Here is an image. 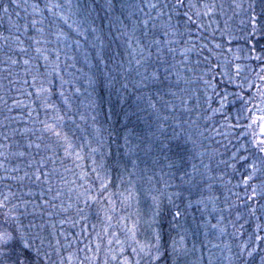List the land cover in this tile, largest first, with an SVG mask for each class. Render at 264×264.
I'll return each instance as SVG.
<instances>
[{
	"label": "snow or ice",
	"instance_id": "1",
	"mask_svg": "<svg viewBox=\"0 0 264 264\" xmlns=\"http://www.w3.org/2000/svg\"><path fill=\"white\" fill-rule=\"evenodd\" d=\"M10 7L23 10L25 15L22 23L19 19L20 12H15L18 19L14 20ZM29 8L31 13L28 12ZM117 8L119 14H116ZM132 9L143 13L144 18L133 20L135 12ZM93 10L91 5H84L79 0L75 4L72 0H64L63 3L60 0H33L31 4L28 0H23V3L20 0H0V15L7 16L10 28L15 29L17 33L2 36L0 39L5 42L12 39L20 54L26 55L29 50L21 35L27 37L33 45L50 44L48 35H54L58 42H66L70 39V33L75 34L72 43L77 48L81 44L79 37L89 43L94 52L95 70L87 77L88 87L84 92L88 100L86 107L97 113L90 117L91 131L81 128V125L76 123L77 115L81 122H86L88 117L78 109L73 111L69 96L62 90L60 96L63 97L67 108L64 114L44 97V119H40L39 112L34 118L32 111L27 113L33 126H29V121H25L23 128L10 127L13 118L4 117V120L10 123L2 125L6 131L0 135L4 141L18 137L14 140L17 150L10 154L21 158L29 157L26 167L31 171H25L23 176H0V180L22 184L25 179H34L35 182L48 185L46 191L54 194L51 201L43 199L45 192L42 190V204H38L19 195L11 184L6 183V190H0V264H205L203 253L194 261L187 259L197 252V248L195 242L191 248L188 247L187 229L180 223L184 213L177 203L187 199L186 208H191L193 202L188 197L194 190H200L204 178L214 179L211 175L214 171L211 163L205 164L202 157L207 153L209 161H212L216 151L208 152L206 148L203 152L198 151L203 148L200 138L204 137V132L195 121L178 117L177 105L173 102L179 100L184 113H193L201 99L199 90L193 88L197 82L204 85L205 102L210 105L212 101V97L207 95L208 89H211L218 99L219 107L211 109L213 115L225 116L227 120L229 117L225 109L230 105H239L235 107L236 122L228 125L230 131L217 132V135L235 139V143L232 139L228 140L233 148L228 159H221L218 164L225 165L232 170L233 175L239 176L233 188L240 189L243 197L240 191L228 189L230 195L235 197V201L228 205V210L238 208L236 201H241L243 205L242 211L239 208L237 210L236 221L243 220L244 223L236 228V233L239 236L245 235L242 230L245 224L249 223V218L254 219L255 223L247 234V239L236 245L235 252L230 244L224 245L229 252L228 264H264V0H144L143 5L130 3L128 0H118V3L117 0H104L102 10L110 16L109 29L116 30L117 38H125L124 53L112 52L110 42L105 44L102 35H93V39L89 40L87 30L82 29L77 20L71 19L73 15H81L87 19ZM153 12L155 16L151 14ZM205 17L210 20L215 18L212 22L216 27L210 32L202 22ZM125 19L130 23L126 24ZM173 19H176L175 24L172 23ZM221 19L223 27L219 23ZM237 19L239 23L234 24ZM158 21L163 23L158 25ZM61 24L69 31L66 32ZM140 28H143L142 38L135 35ZM193 28L198 35L193 34ZM208 28H211V25H208ZM102 31L97 27L91 28L92 34ZM217 32L220 34L219 41ZM234 44L235 48L232 47ZM47 51V48H35L37 59L42 56L46 62L44 70L51 75V72H48L49 55L44 54ZM177 52L181 57L179 61H176ZM193 53L197 57L196 66L204 64L197 81L188 75L193 70L187 67L192 63ZM50 54H54L59 61L60 54L56 48H53ZM5 55L9 75L4 79H8L9 84L15 83L9 78L12 75L11 67L21 63L25 66V74L31 75L33 86L38 77L43 75L39 64L32 65L31 57L21 61L7 53ZM83 55L87 62L89 52L85 51ZM178 65L185 66L186 71H181ZM58 67V64L54 65L52 71L60 77L61 87L63 88L64 84L72 85V80H65L56 71ZM67 67L75 69V64ZM76 71L80 72L82 69ZM133 71L139 79L130 81L129 77ZM69 75L73 73L69 72ZM217 75L221 78L219 81ZM173 76L175 79H170ZM129 82H132L140 93L129 106H134L136 111L125 112L123 131L111 125L105 128L97 119L99 110L105 103L111 106L113 97L119 104H125L128 100L126 93L129 91ZM23 83L27 85L29 82L25 79ZM144 89L149 91L145 93L142 91ZM42 92H50V88L41 87L37 90V95ZM74 92L80 94L81 88L75 87ZM27 95L31 96L32 93L28 92ZM229 97L234 99L229 101ZM257 99L259 104L254 103ZM144 100L151 109L147 118L139 115L145 111L140 107V102ZM193 102L194 106H190ZM0 103L9 113L13 111V107L21 106V102L15 99L13 105H9L8 100L2 96ZM253 108L258 109L261 114H253ZM48 109L54 114L49 115ZM245 112L249 114L247 117H244ZM132 115L143 120L148 129L145 135L136 136V143L131 141L133 132L127 128V122ZM242 118L251 122L241 123ZM66 119L72 121L77 131L87 132V135L76 136V131L65 124ZM169 120L174 122L168 125L171 128L170 135L165 131V124ZM257 121L259 136L253 130V124ZM35 125L39 127H34ZM113 144L116 146L115 152L112 150ZM11 147L12 145L0 143V149ZM33 149L39 159L33 155ZM97 153L100 154L99 160L96 158ZM141 154L146 158L145 163L147 159L152 161L153 167L160 164V158L163 156L169 172L160 167L158 174L152 172V175H147L151 169L145 168L143 173L138 175ZM0 156H4L5 160L8 158L4 152H0ZM197 157L201 158V167L191 162ZM89 159L90 166L84 163ZM66 160L71 161V168L65 165ZM58 161L63 166L64 173H71L76 179L68 180L61 174L56 167ZM49 163L53 165L51 169H48ZM0 168L6 173L20 172L18 166L10 170L5 168L3 162H0ZM53 176H59L63 188L57 186L54 191ZM219 179L223 180V176ZM141 180L149 185L144 189V194L151 200L150 214L146 220L139 208L138 185ZM172 180H179V183L173 184ZM227 183L230 184L231 180ZM65 189L70 203L65 206L61 200L60 211L68 212L75 208L76 214L83 221L88 219L86 210L96 208L97 216L103 213L100 230L95 231L96 225H92L94 236H84L87 231L85 228L71 237L63 231L58 232L56 224L51 222L53 213H45L42 210L48 207L56 208L57 205L52 201L65 195ZM169 189L175 191L170 192ZM207 189L211 192L213 185L208 183ZM185 193H188V197H185ZM117 194L118 201L114 199ZM27 195H32L30 190ZM205 199L214 204L219 198L202 196L195 203L205 204ZM225 200L227 203V198ZM134 204L135 213L129 211ZM45 215L48 219H45ZM220 219L223 220L224 217ZM65 222L67 221H60L61 225ZM231 223L235 227V222ZM141 224L146 229L144 239L139 238ZM212 227L217 228L218 225ZM173 231L176 232L175 236L172 235ZM219 232L223 235L226 229L221 227ZM81 236H84V239H81ZM205 246L201 244V248ZM211 247L219 248L220 245L212 244ZM207 264H214L211 250L207 256Z\"/></svg>",
	"mask_w": 264,
	"mask_h": 264
},
{
	"label": "trees",
	"instance_id": "2",
	"mask_svg": "<svg viewBox=\"0 0 264 264\" xmlns=\"http://www.w3.org/2000/svg\"><path fill=\"white\" fill-rule=\"evenodd\" d=\"M20 2L23 3V0H20ZM32 2L33 0H28L29 4H31ZM53 2H56V0H53ZM60 2L63 3L64 0H60ZM72 2L73 4H75L77 3V0H72ZM79 2L84 5H91L94 9L92 11V15L88 17L87 19H84L83 16L81 15H73L71 18L72 20H77L80 23L82 29L87 30L86 34L88 35V39L92 40L93 35H102V38L105 44H109L110 42L112 52L124 53V50L126 47L124 43L125 38L124 37L117 38L118 34L116 30L109 29L108 21L110 19V16L106 15L105 12L102 10L104 0H79ZM128 2L135 3V4H141V5L144 4V0H128ZM117 3H118V0H117ZM16 11L20 12L21 16L19 19H20V22L22 23L23 22L22 18L25 15L23 10L10 7V12L12 13L14 20L18 19L15 16ZM31 11H32L31 8H29L28 12L31 13ZM132 11L135 12V16L132 17L133 20H139V19L144 18L143 13L138 12L135 9H132ZM145 11H147L146 8H145ZM116 14H119V8H117ZM151 14L155 16L154 12ZM126 15H127V10H125V16ZM69 22L71 23V20ZM202 22L206 26L208 32H210L211 28H208L207 19L204 18ZM125 23L129 24L130 22L127 19H125ZM157 23L159 25V24H162L163 21H158ZM172 23L175 24L176 19H173ZM61 27H63L66 32L69 31L67 27L64 26L63 24H61ZM92 27H97L98 29H102L103 31L102 33L98 32L96 34H92L91 33ZM149 27H151V22L149 24ZM142 32H143V28H140L136 32L135 35L137 37L142 38ZM192 32L194 35H198L195 28L192 29ZM16 34L17 33H15V29L10 28L7 16L0 15V37L11 36V35H16ZM73 38H75V34L70 33V39L68 41L65 42L61 40L58 42L54 35H48L47 39L51 41L50 44L45 45L42 43L41 45H33L31 44V41L27 39V37L21 35V39L25 40V46H29V50L26 55L19 53L18 46L13 42L12 39H9L7 42H5L3 39H0V96L4 97V99H7L9 105H13L14 99L19 100L21 102V106L13 107V111L10 113L7 111L4 105L0 103V133L6 131V129H4L2 125L6 123H10L9 121L4 120L5 116H10L13 118V122L10 123V127H16V128H23L25 126L24 124L25 121H29V126H33L31 125L30 118L27 115L28 111H32L33 118L36 116V113L39 112L40 119H44L45 111H46L42 104V100L44 97H47L48 103L55 105V107L60 110V113L64 114V112L67 111V108H66V105L64 104L63 97L60 96V92L62 90L65 92V95L69 96L70 102L72 103V106H73V111H76L78 109L79 112L84 113L88 117L86 122H81L77 115L76 123H79L81 125V128H87L89 131H91L92 121L90 117L92 115H96L97 113L92 112L88 107H86L88 100L86 99L87 94L84 92V89L88 87L86 83L87 77L95 70V60L93 58L94 52L91 50L89 43L85 41L83 37H79L81 41L79 48H77L72 43ZM185 39H187V37H185ZM37 46L41 47L42 49L44 48L48 49V51L45 52L44 54L49 55L48 72H51V75H48L47 72H45L44 70L43 66L45 65L46 62L43 60L42 56L39 59H37L38 54L35 52V48ZM53 48H56L59 51V54H60L59 61L56 60V57L54 54H50ZM85 51L89 52L87 62L85 61V58L83 55ZM6 53L8 55H11L13 58L20 59L21 61L23 59L31 57L32 58L31 63L33 66H35L36 64H39L41 66V72L43 73V75L38 77L36 84L34 86L32 85L31 75L25 74V71H24L25 66L22 63L19 65H14L10 69L12 75L9 78L15 81V83L9 84V80L4 79V77L9 75L7 71V69L9 68V65L5 62L7 59L5 55ZM127 58L128 57L125 55V59ZM168 58L171 59L170 56ZM180 59L181 57H179V53L177 52L176 61H179ZM191 60H192V63L188 65L187 67H191L193 70L192 72L188 73V75L191 77L192 80L197 81V79L195 78L196 58L194 56V53L191 55ZM73 63L75 64V69H70L67 67L68 65L73 64ZM56 64L59 65L56 71H58L60 73V76H63L65 80H72L73 81L72 85L64 84L63 88L61 87L60 77L56 75V72L52 71V67ZM178 67L180 68L181 71H186L185 66L178 65ZM133 68H135L134 63H133ZM76 69H82V71L77 72ZM140 70L143 71V69H140ZM196 70H198V66ZM69 72L73 73V75L70 76ZM25 79H27L29 82L27 85L23 83ZM138 79L139 77H136L135 72L133 71L129 77V80L134 81ZM170 79L174 80L175 77L173 76ZM220 79L221 78L219 77V75H217V80L219 81ZM49 81L51 83H49ZM203 86L204 85L202 82L195 83L193 85V88L199 90V94L201 98L204 96L203 93H205ZM41 87L50 88V92H47V93L42 92L38 96L37 90L40 89ZM75 87L81 88L80 94H75L74 92ZM8 89H11V91H8ZM128 89L129 91L128 93H126V95L128 96V100L125 104L123 105L119 104L116 101V98L113 97V103L111 106L105 103L102 109L99 110V115L97 116V119L100 122V124H102L105 128L111 125L117 128H121V130L123 131L124 129L122 128V126L125 124V112H135L136 111V108L134 106L133 107H129V106L133 104V101L135 100L136 95H139L140 93L136 91L132 82H129ZM175 90L176 89H173V91ZM229 90H231V88ZM89 91H91V89H89ZM142 91L147 93L149 90L144 89ZM6 92H7V95H5ZM28 92H31L32 95L31 96L27 95ZM211 94H212L211 96L212 101L210 105L207 102L200 101L199 105L195 107V111L193 113H184L183 108L180 106V101L179 100L173 101L177 105L176 115L185 120L191 119L195 121L197 126L201 124H205L206 122H207L206 124L210 123L212 126H215L217 121L222 116L212 114L211 109L218 108L219 105H216L213 107V104L215 105L218 103V99L212 93V91L209 95ZM165 98L171 99L170 97H165ZM233 99H234L233 97H229V101ZM190 106H194V102H193V105H190ZM204 106H208L209 110L205 111ZM140 107L144 108L145 111L139 113V115L147 118V116L151 112V109L148 108L146 100L140 102ZM47 111L49 115L54 114L51 109H48ZM208 117H211V118L209 119ZM173 123L174 122L172 120H169L165 124V131L169 135L171 134V128L168 127V125H171ZM65 124L68 126V128H72L73 131H76V136L87 135V132L82 133L80 131H77L74 128L72 121H69L66 119ZM34 127H39V125H35ZM127 128L131 129L133 132L132 136L130 137L133 143L137 142L136 141L137 135L143 136L148 131V129H146L145 127L144 121L141 119H137V116L135 115H132L129 117V120L127 122ZM153 128H155V124H153ZM65 130H67V128ZM217 132H223V131L222 130L221 131L211 130L210 132L206 134L207 138H204L201 140V143L203 144V148L206 147L207 143L212 139L213 136L217 135ZM15 139H18V137L10 138L8 141H4L2 138V135H0L1 141H4L6 145H12L11 148H6L5 154L7 157H12L13 155H11L10 153L15 152L17 150L14 144ZM105 139L107 140V135H105ZM120 142L123 143L122 140ZM214 143L216 145L215 146L216 149H218L217 154H222L224 150L226 152L228 151L221 145H218V143H216L215 140H214ZM189 147L191 146L189 145ZM221 148L224 150L221 151ZM112 150L113 152H115L116 150V146L114 144L112 145ZM60 155L62 156L63 153L61 152ZM96 158L97 160L100 159L99 153L96 154ZM36 159H39V156L36 157ZM200 159L201 158L197 157L195 160H192L191 162L195 163L198 167H201ZM145 160L146 158H144L143 155L141 154V160L139 161L138 175L142 174L145 168L151 169V171H149L147 175H152V172H156L158 174L160 171V167H163L165 172H169V169L166 167L167 161L163 159V156H161L160 158V164L155 167H153L152 161L150 159H147L146 163H145ZM6 161L8 162V163L6 162L8 165H10V163L11 164L16 163L15 162L16 160L14 159L13 160L7 159ZM64 163L66 166L70 168L72 167V163L70 160H66ZM84 163L90 166L91 160L90 159L86 160L84 161ZM50 167L51 168L53 167L51 163L48 164V169H50ZM56 167L59 170H63V166L60 165L59 161L57 162ZM188 170L190 171L191 169L188 168ZM224 171H232V170L224 169ZM224 176H225L226 182L228 180H231L230 184L232 186H230V189L233 188V185H235L237 181V177H239L238 175H236L235 177L233 176V174L230 175L229 177L226 174ZM165 178L167 179L168 177H165ZM198 179H201V178L198 177ZM171 182L173 184H178L179 180H172ZM208 182L209 180L204 178L203 182L200 185V190L199 191L194 190L193 194L190 197H188V193H185V197L190 198L193 202L191 208H186L187 199H185L183 202L177 201V203L180 204V210L184 213V215L180 218V223L183 225L184 229H187L186 241H187L188 247L191 248L193 242H195L196 248H197V252L193 255H190L187 259L189 261H194L198 256H200L203 253L204 258H205V264H207V256H208L209 250H211L214 264H225V259L221 256L222 253H220V251L217 252V250L223 247L225 244H230L231 247L234 248V246L239 244L242 240H246L247 234L251 231L252 226L254 225L255 221L254 219L249 218V223L245 224V227L242 230L245 233V235L239 236L236 233V228H238L241 223H244V221L243 220L236 221V213L238 209L234 212H229V215L226 217L223 214L219 213V212H225L226 210L224 208L225 202L221 200L222 197L221 195H219V192L221 191V189L219 188L218 184H215L212 181L213 183L211 184L213 185V189L211 191L212 193H210L207 189ZM138 187L140 188L139 208H140L141 213L144 215V219L146 220L148 217V214H150L151 200L144 194V189L148 188L149 185L145 183L144 180H141ZM113 191H116V189H113ZM169 191L170 192L175 191V189H169ZM202 196L204 198H207L209 196H215V197H218L219 199H217L214 204L213 202H210L208 199H205V204L197 205L195 201L200 199ZM114 199H117V201L119 200L118 194H117V197H114ZM165 203H167V201H165ZM118 207H119V204H118ZM129 211L135 213L136 211L135 204ZM101 216L103 215H100L99 217ZM221 217H224V219L221 220L220 219ZM231 222H235V227L233 226V223ZM212 225H218V227L213 228ZM165 227L167 228V224L165 225ZM221 227L226 229V232L223 235H220V232H219V228ZM231 229L233 230V232H229ZM234 231L236 233V239L232 237V234L234 233ZM172 235L175 236L176 232L173 231ZM145 236H146V229H145V226L141 224L139 238L144 239ZM177 239H179V237H177ZM201 244H204L206 246L201 248ZM212 244H219L220 247L212 248L211 247Z\"/></svg>",
	"mask_w": 264,
	"mask_h": 264
},
{
	"label": "rangeland",
	"instance_id": "3",
	"mask_svg": "<svg viewBox=\"0 0 264 264\" xmlns=\"http://www.w3.org/2000/svg\"><path fill=\"white\" fill-rule=\"evenodd\" d=\"M194 2H196V1L194 0ZM226 2H227V0H226ZM205 18L207 19L208 25H211V29L216 27V24L212 22V20H214L215 18H212L211 20L209 18H207V17H205ZM219 23H220V26L223 27V20L222 19L219 21ZM238 23H239L238 19L236 21H234V24H238ZM216 37H217V41H219V39H220L219 32L216 33ZM232 47L235 48L236 45L234 44V45H232ZM194 56L197 59L195 53H194ZM179 57H180V55H179ZM245 63H249V62L245 61ZM196 68H197V66L195 67V78L197 79L198 76L201 74L203 68H204V64L202 63L200 66H198V70H196ZM197 83H200V82H197ZM203 89H204V86H203ZM211 91H212L211 89H208L207 90V93H208L207 95H209L211 93ZM203 94H204V96L200 99V101L205 102V93H203ZM209 96H212V94L209 95ZM254 103L255 104H259V99H257ZM216 105H219V104L218 103L215 104V105L213 104V107L216 106ZM238 106H239L238 104L235 105V106H231L230 105L229 108L227 110H225V112H226L227 116L229 117V119L226 120L225 116H222L217 121L215 126H212L210 123L206 124L207 122L205 124L199 125L198 126L199 129L204 132V137H206V134L208 132H210L211 130H213V131H221L222 130L223 132H221V133L229 132L230 130H229L228 125L236 122L235 121V107H238ZM250 107H251V105H250ZM204 110L208 111L209 110L208 106H204ZM253 114L259 116L261 113L258 111V109L253 108ZM248 115L249 114L247 112L244 113V117H247ZM249 122H251V121H249L247 119H243V118L241 119V123H249ZM258 123L259 122L257 121L256 123L253 124V130L256 132L257 136H259L258 127H257ZM204 137H201L200 140L204 139ZM220 137H222L223 139L220 138ZM250 138L251 137L249 136V139ZM229 139H232L233 143H235L234 137H231V136H229L227 138L224 137V136H221V135L213 136L212 139L207 143V145L205 147L208 150V152H213L215 150L216 153H218V149H216V147H215L216 145L214 143V140H215L216 143H217V141H219L218 145H221L224 148H225V145H227V148H225V149L228 150V151L226 152L224 149L221 148V151L224 150L222 152V155L221 154H216L212 161H209L207 153H205V155L202 157L203 160H204V163L205 164L211 163V166L214 169V171L211 173V175L214 177V179H212V181L215 184H218L219 188L221 189V191L219 192V195H221V197H222L221 200L223 202H225V204H224L225 207L224 208L226 209L225 212H219V213L223 214L225 217L229 215V212H234L238 208L241 211L243 210V205H242L241 201H236V204H237L238 208L237 207H233L231 209V211L228 210V205L231 204L233 201H235V197L231 196L230 193L228 192V189H230V186H232V185L225 181V176L224 175L226 174L229 177L233 173H232V171H224V169H227V170H231V169L226 168L225 165H223V164H218V161L221 160V159L227 160L228 156H229V153L233 150L232 145L228 143ZM0 143L6 144L4 141H1V140H0ZM205 148L198 149V151L203 152ZM0 152H4L5 153L6 152V148L5 149H0ZM32 152H33V155H36V150L35 149H33ZM38 156L39 155H36V157H38ZM7 159L8 160H13L14 159V160H16L15 161L16 163H12V164L10 163V165H8L7 164L8 162L5 160L4 156H0V162L4 163L5 168H8L10 170L11 168L18 166L20 168V172H18V173H10V172L6 173L3 168H0V176H4V175H8V174L23 176L25 171H29V172L31 171V169H28L26 167V163H27V161L29 159V157H27V156L23 157V158L16 157V156L13 157L12 156V157H8ZM50 169H51V167H50ZM59 171L68 180H73V179L76 178L71 173H64L63 170H59ZM220 176H223V180L219 179ZM233 176L236 177V175H233ZM238 180H239V177H237L236 183L238 182ZM212 181L209 180L208 183H213ZM216 181L219 182V183H217ZM6 183L11 184L13 190L16 191L19 195H23L25 199L33 200V201H35L38 204H42V199H41V196H40V193H41L42 190H44V192H45V195H44L43 199H47V200L51 201V197L54 194V192L53 193H48L46 191L48 185L40 183V182H35L34 179L33 180L25 179L22 182V184L20 182H17V181H3V180H0V190H6L5 189V184ZM52 186H53L54 191H55L57 186H60V187L63 188V185L60 184L59 176H53L52 177ZM231 189H232V191H240L241 197H243V192L240 189H235V188H231ZM29 190L32 193L31 196L27 195ZM210 193H212V192H210ZM210 193H208V194H210ZM225 198H227V203H226ZM61 200L64 201L65 206L68 203H70V201L67 198L66 189H65V195H63L61 198H59V199H57L55 201H52V203L57 205L56 208L48 207V208H43L42 209L45 213H47V212H52L53 213V216L51 217V222L56 224V230L58 232L59 231H63L65 234H67L69 237H71L74 234L79 233L82 228H85L87 231L84 233V236H87L88 234H92L94 236V230H93L92 225H96L95 231H99L100 230V228L102 227V224H101L102 216L101 217H99V216L103 215V213H100L99 216H97V209L96 208H93L91 211L86 210V212L88 213V219H87V221H83L76 214L75 208L70 209L68 212L60 211V207L59 206L61 204ZM262 202H264V201H262ZM81 206H83V205H81ZM213 206H215V205H213ZM38 211H40V210H38ZM45 219H48L47 215H45ZM61 220H65L67 222H65V223H63L61 225V223H60ZM73 221H75V223H73ZM113 224H115V221H113ZM229 232H233V230L231 229ZM84 236H81V239H84ZM232 237H234L236 239L235 231L232 234ZM123 238H124L123 234L121 233V239H123ZM129 251H130V249H129ZM218 251H220V253H222L221 256L225 259V264H228V259H227L228 256H229L228 249L223 246L220 249H218L217 252ZM232 251L233 252L236 251V246H234V248H232ZM101 258H103V253H101Z\"/></svg>",
	"mask_w": 264,
	"mask_h": 264
},
{
	"label": "water",
	"instance_id": "4",
	"mask_svg": "<svg viewBox=\"0 0 264 264\" xmlns=\"http://www.w3.org/2000/svg\"><path fill=\"white\" fill-rule=\"evenodd\" d=\"M258 132H259V128H258Z\"/></svg>",
	"mask_w": 264,
	"mask_h": 264
}]
</instances>
